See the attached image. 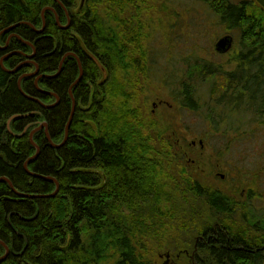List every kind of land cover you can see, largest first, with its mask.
Instances as JSON below:
<instances>
[{
	"label": "trees",
	"instance_id": "1",
	"mask_svg": "<svg viewBox=\"0 0 264 264\" xmlns=\"http://www.w3.org/2000/svg\"><path fill=\"white\" fill-rule=\"evenodd\" d=\"M95 1L91 0L92 10L79 14L72 10L77 0H0V45L5 47H0V179L7 177L15 187L6 179L0 181V239L10 247L0 264H103L112 249L117 254L115 264H150L136 245L137 222L149 218L133 203L136 198L146 200L148 173L145 160L139 155L130 157L150 148L141 144L131 125L134 121L115 119L110 106L115 100L127 107L128 86L122 74L134 69L139 77L148 72L147 52L140 33L134 46L125 50L128 37L124 33L136 29L122 27L121 15L127 14L133 0H103L112 12L110 20L95 11ZM138 1L146 0L134 4L141 13ZM198 1L241 36L240 64L227 71L216 63L197 60L172 93L181 109L199 119L196 133L203 140L212 138L208 128L212 123L220 138L231 137L229 144L249 140L244 134L250 136L256 128L241 131L251 126L249 119L264 126V9L249 12L250 5L230 0ZM68 15L71 24L64 27ZM33 52L31 58L26 57ZM77 56L83 71L78 82ZM2 57L8 69L17 70L3 69ZM36 64L39 71L33 74ZM21 76L26 94L19 89ZM200 83L207 85L206 90L199 89ZM51 92L59 95L57 103ZM71 94L76 99L74 112ZM36 99L55 105L43 106ZM20 115L24 116L14 117ZM71 116L63 145H53L45 129L35 133L40 152L28 163L30 173L24 165L37 151L30 133L46 121L51 140L59 144ZM10 120L14 133L27 128L26 133L11 134ZM183 139L187 143L188 138ZM260 171L231 175L233 183L227 182L225 190L208 188L197 180L189 193L186 186L179 188L171 180L180 192L178 208L170 215L171 228L193 229L192 223H198L200 229L184 238L190 240L200 263L264 264V193L255 189ZM183 178L187 181L189 175ZM57 182L59 191L43 196L55 192ZM240 186L248 188L243 200L232 194ZM162 196L159 193L157 200ZM192 201L200 206L191 205ZM126 202L130 206L125 212L118 204ZM153 206L152 211L158 212L159 203ZM204 230L208 240L197 241L195 237ZM3 244L0 258L6 255Z\"/></svg>",
	"mask_w": 264,
	"mask_h": 264
},
{
	"label": "rangeland",
	"instance_id": "2",
	"mask_svg": "<svg viewBox=\"0 0 264 264\" xmlns=\"http://www.w3.org/2000/svg\"><path fill=\"white\" fill-rule=\"evenodd\" d=\"M230 1L250 5L249 12L264 9L256 0ZM90 3L91 0H77V5L72 10L79 14L90 11L92 10ZM135 3L136 0L130 2L127 14L121 15L122 27L130 26L136 29V32L132 30L124 33L129 39L125 40V50L134 46V41L139 39L137 34L140 33L141 43L147 52L149 70L139 77L134 69L129 74H122L128 86L127 107L115 100L110 106H113L111 112L115 119L134 121L131 125L142 140L141 144L144 148H150V151H136L138 153L130 154V157L139 155L141 160H145L144 169L148 173L146 183L153 182V179L156 181L147 183L146 200L136 198L133 202L137 204L138 212L141 214L146 212L149 218L148 221L143 220V223L141 220L137 222L140 233L137 235L136 245L138 251L145 255L144 259L147 262L163 264L165 258L161 256L162 251H172L176 260V256L184 251L178 249L188 247L192 249L190 240L184 238L187 232L175 234V231L181 227L177 228L176 223H174L175 228H171L170 215L173 214L175 207L178 208L176 198L180 193L174 189L178 187L176 183L180 185L179 188L186 186L189 193L192 192L197 180L205 182L208 188L225 190L227 182L233 183L230 179L231 175L246 174L258 169V172L261 170V181H258L255 189L264 193L262 168L264 167V126L258 124L257 119L255 123L249 119L248 124L251 126H244L241 131L256 128L255 133L250 136L244 134L249 140L236 144H229L230 136H227L228 140L225 137L220 138L217 126L213 123L211 126L208 124V128L212 129L210 135L212 138L209 140L200 138L196 133L199 119L192 116L190 111L181 109V105L175 101L172 92L177 89L176 82L186 76L187 69L197 60L216 63L215 65L227 71L239 66L238 55L241 53L240 50L242 51L241 36L223 26L218 18L211 15L209 6L198 0H146L145 3L138 1L142 7L141 13L134 8ZM94 9L102 18L110 20L112 12L107 9L103 0H96ZM70 24L71 16L68 15L64 27H69ZM229 33L235 37L232 51L227 54L218 53L215 49L216 42L220 36ZM135 58L141 61L139 56ZM111 84H114V81ZM198 87L200 90H206L207 85L200 83ZM135 117L140 121L135 122ZM128 125L130 123L126 124ZM128 133V137H131V130ZM185 136L188 138L187 143L183 139ZM201 140L203 144L200 143ZM181 172L183 174L177 178ZM186 174L189 175L187 181L183 180V175ZM155 189L158 191H154ZM247 189L245 186H240L233 189L232 194L234 198L240 195L243 200L248 192ZM159 193L164 196L157 200ZM153 203H159L158 212L152 211ZM191 205L200 206L196 201H192ZM118 206L126 212L130 204L126 202ZM190 218L193 219V216ZM193 224L195 227L193 231L197 232L200 229L198 223L193 222ZM116 259L117 254L112 249L103 264H115ZM173 263L177 264L176 261ZM200 264H204V261Z\"/></svg>",
	"mask_w": 264,
	"mask_h": 264
},
{
	"label": "water",
	"instance_id": "3",
	"mask_svg": "<svg viewBox=\"0 0 264 264\" xmlns=\"http://www.w3.org/2000/svg\"><path fill=\"white\" fill-rule=\"evenodd\" d=\"M257 2H259L260 4H262L263 7H264V0H257ZM44 13H45V10H43V18H44ZM30 24H31V23H30ZM31 25L33 26V28H35V26H34L33 24H31ZM42 29H43V28H40V30H38V31L40 32ZM16 37L19 38V37H21V36H20V35H16ZM233 41H234V37H232V35H230V34H229V35H224V36L220 37V38L218 39V41L216 42V44H215V49H216L218 52H221V53L229 52L230 49H231V47H232V45H233ZM28 44L30 45V44H32V43L30 42V43H28ZM4 48H5V47H4ZM34 50H35V47H34ZM4 59H5V58H2V59H1V65H2V68L5 69V70H7V71H10V72H15V71L17 70V68H16V69H11V68L8 69V68L5 66V64H4ZM64 59H65V57H64ZM64 59H63V61H62V63H61V66H62L63 63H64ZM77 59H78L79 66H81V73H80L79 78L76 80V82L80 81V79L82 78V73H83V71H82L81 61H80V58H79L78 56H77ZM36 67H37V70H36V72H34L33 74H36V73L39 71V67H38L37 64H36ZM59 72H60V71H59ZM53 75H56V74H53ZM42 76H43V75H42ZM44 76H45V75H44ZM46 76L51 77L52 75H46ZM19 79H20V80H19V83H18V84H19V89L22 90V91L24 92V90H23V88H22V80H23V79H22V76H21ZM37 87L40 89V87H39L38 85H37ZM41 90H42V89H41ZM24 93H25V92H24ZM71 93H72V89H71ZM25 94H26V93H25ZM51 94H52V95H55V97L57 98V100H59V95H58L56 92H51ZM71 97H72V99H73V108H72V110H73V112H74V111H75L74 108H75V104H76V99L73 97L72 94H71ZM36 100H37V99H36ZM37 101H39L43 106H47V107H51V106H54V105H55V104H53V105H47V104L43 103L41 100H37ZM55 103H56V102H55ZM22 116H24V115L14 116V117H22ZM71 119H72V116H71V118L69 119V123L67 124L66 130H65V138H64L63 142H61V143H59V144H54V143H53V141L51 140L50 133H49L48 128H47V127H48V123L44 121V123H42V124H40L38 127L34 128V130L30 133V134H31L32 143H33V136H34V133L37 132V131H39V130H41L43 127L46 126V133L48 134L49 140L52 142V144L55 145L56 147H57V146H60V145H63V143L66 142L67 137H68V135H69L68 129H69V126H70V123H71ZM10 122H11V120L7 123V124H8V128H9L10 133H11V134H14V135H17V136H19V137L23 136V134L26 132L27 129H25V130L23 131V133H21V134H16V133L13 132ZM200 142L203 143L202 140H201ZM34 144H35V143H34ZM39 152H40V146L37 145V152H36L35 156L32 157V158H30L29 160H27L26 163H25V165H24V167H25L30 173H32V171H31V169L28 167V163H29L30 161H32L33 159H35L36 155H37ZM43 178L47 179L48 177H43ZM3 179H6V180L9 182V184L11 185L12 189L15 190V187H14V185H13V183H12V181H11L10 179H8L7 177H3V178L0 179V181H2ZM58 186H59V183L57 182V188H58ZM58 190H59V188L57 189V191H55V192H53V193H50V194H48V195H43V196H46V197H48V196H54V195L58 192ZM16 191H17V190H16ZM19 194L22 195V196H26V195H27V194H21V193H19ZM41 196H42V195H41ZM33 197H36V196H33ZM0 242L3 244V241H2L1 239H0ZM3 246L6 247V255H7V254L9 253V251H10V247H9L7 244H3ZM6 255L3 256V258H1V260H3L4 258H6Z\"/></svg>",
	"mask_w": 264,
	"mask_h": 264
},
{
	"label": "flooded vegetation",
	"instance_id": "4",
	"mask_svg": "<svg viewBox=\"0 0 264 264\" xmlns=\"http://www.w3.org/2000/svg\"><path fill=\"white\" fill-rule=\"evenodd\" d=\"M11 53V52H10ZM9 53V54H10ZM12 54V53H11ZM184 232H187V235H190L191 233H193V229H182V230H176L175 231V234H179V233H184ZM205 233V230L204 231H200V233H198V235L202 234L201 236H197V240H208L206 238V235L203 236ZM196 246V244L194 245ZM169 249V248H168ZM176 249H177V246H176ZM175 249V250H176ZM182 252V250H184L182 253H180L177 257L176 260H174V256L172 255V251L168 250L166 252L162 251L161 252V256L164 257V262L163 264H174L173 262H177V264H200V261L197 259V256H196V253H193V249H191L190 247L188 248H183V249H178Z\"/></svg>",
	"mask_w": 264,
	"mask_h": 264
},
{
	"label": "bare ground",
	"instance_id": "5",
	"mask_svg": "<svg viewBox=\"0 0 264 264\" xmlns=\"http://www.w3.org/2000/svg\"><path fill=\"white\" fill-rule=\"evenodd\" d=\"M44 16H45V13H44ZM57 22L60 24V25H62V23L60 22V20H59V17L57 18ZM36 84L38 85V81L36 82ZM32 142V141H31ZM59 183V182H58ZM58 188H59V186H58ZM57 188V189H58ZM60 189V188H59ZM57 191V190H56ZM59 191V190H58ZM8 255V254H7ZM6 255V256H7ZM5 256V255H4ZM1 258H3V256L1 257ZM1 258H0V261H1ZM5 259V258H4Z\"/></svg>",
	"mask_w": 264,
	"mask_h": 264
}]
</instances>
